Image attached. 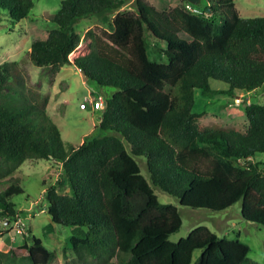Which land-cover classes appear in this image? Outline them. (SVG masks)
<instances>
[{"label":"trees","instance_id":"16d2710c","mask_svg":"<svg viewBox=\"0 0 264 264\" xmlns=\"http://www.w3.org/2000/svg\"><path fill=\"white\" fill-rule=\"evenodd\" d=\"M192 13L183 0L160 10L134 0H62L48 37L31 44L30 62L58 74L66 65L116 92L105 99L98 125L66 147L58 126L23 82L20 62L0 65V219L18 220L15 196L25 188L14 173L26 161L54 160L61 177L45 191L53 223L86 229L69 237L74 264H260L239 235L218 236L205 226L172 241L179 207L220 213L241 203L244 221L264 228V169L245 162L264 153V104L243 101L242 128L206 127L196 92L237 96L264 86V16L242 18L234 0H206ZM34 0H0L11 21L24 20ZM93 17L109 29L86 31L89 52L69 56L81 42L74 25ZM226 84L215 90L211 81ZM138 159L146 162L148 177ZM69 189V191H67ZM158 189L173 197L162 203ZM8 224H7V223ZM55 253L30 230L23 243L0 250V264H51Z\"/></svg>","mask_w":264,"mask_h":264},{"label":"rangeland","instance_id":"374dc122","mask_svg":"<svg viewBox=\"0 0 264 264\" xmlns=\"http://www.w3.org/2000/svg\"><path fill=\"white\" fill-rule=\"evenodd\" d=\"M61 2L62 0H34V7L19 23L11 21L8 13L0 10V65L4 62H20L26 90L37 96L40 106L44 103L45 110L58 126L66 147L69 145L77 147L86 139V136L103 134L96 127L101 112L90 105L86 108H81L80 105L85 102V98H96L98 95L109 98L116 92V88L101 87L86 79L74 65H66L58 74H53L48 68L36 67L30 62L28 51L31 44L48 37L50 17L59 10ZM146 2L157 9L169 10L181 5L183 0H146ZM234 2L242 18L264 16V0H234ZM206 5L207 1L201 0L196 7L202 10L206 8ZM123 10L135 12L134 0H126L120 11ZM94 26H97L98 30L109 29L107 21L94 20L93 17L83 18L74 25L76 33L81 36V42L70 54L71 61L89 52V41L84 38V35ZM211 87L221 90L226 87V84L212 80ZM245 100L264 104V86L252 93H238L234 97L222 93L213 97H203L200 91L196 92L197 110L204 112L201 122L206 127H244L247 124L242 110V103ZM249 162H261L264 169V153H256L252 158L241 162L239 166H245ZM138 163L142 172L148 177L146 162L138 159ZM60 177L61 165L54 160L26 161L18 167L12 179H19L22 182L25 193L15 196L14 201L18 204L16 220L19 219L24 226L15 227L12 222L6 234H1L4 227L0 226L1 251L6 252L11 247L21 245L23 235L28 236V230H30L36 237L43 239L45 245L55 253V259L51 264H74L69 237L74 234L82 237L86 229L59 226L52 222L50 215L46 212L45 191L56 184ZM155 191L162 203H173L178 206L177 201L170 195L158 189ZM179 210L182 226L179 231L170 236L172 241L187 237L193 229L205 226L218 236L233 239L239 235L240 240L250 248V259L264 264V228L242 219L241 203L220 213L191 211L181 207Z\"/></svg>","mask_w":264,"mask_h":264},{"label":"built area","instance_id":"2783aa9c","mask_svg":"<svg viewBox=\"0 0 264 264\" xmlns=\"http://www.w3.org/2000/svg\"><path fill=\"white\" fill-rule=\"evenodd\" d=\"M186 9L192 13H199V10L195 7H193L191 4H187ZM239 98H237L238 100ZM240 101V100H238ZM88 105L92 106L93 109L102 110L105 107V99L102 96H97L96 98H85V102L82 103L80 106L81 108H86ZM242 162V161H241ZM0 220V224H1ZM15 227H22L24 226V223H22L20 220L13 223Z\"/></svg>","mask_w":264,"mask_h":264},{"label":"water","instance_id":"95a60500","mask_svg":"<svg viewBox=\"0 0 264 264\" xmlns=\"http://www.w3.org/2000/svg\"><path fill=\"white\" fill-rule=\"evenodd\" d=\"M193 5H198L201 0H188ZM209 8H206V13H209Z\"/></svg>","mask_w":264,"mask_h":264},{"label":"clouds","instance_id":"9594fccd","mask_svg":"<svg viewBox=\"0 0 264 264\" xmlns=\"http://www.w3.org/2000/svg\"><path fill=\"white\" fill-rule=\"evenodd\" d=\"M189 4H191L190 2H189ZM192 6H193V4H191ZM99 96V95H98ZM238 98V97H237ZM240 102V101H239Z\"/></svg>","mask_w":264,"mask_h":264},{"label":"crops","instance_id":"0c3cea01","mask_svg":"<svg viewBox=\"0 0 264 264\" xmlns=\"http://www.w3.org/2000/svg\"><path fill=\"white\" fill-rule=\"evenodd\" d=\"M83 142V141H82ZM81 144V143H80Z\"/></svg>","mask_w":264,"mask_h":264}]
</instances>
